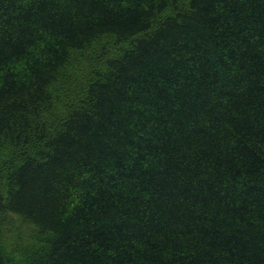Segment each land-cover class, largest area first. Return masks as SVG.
I'll return each mask as SVG.
<instances>
[{"label": "trees", "instance_id": "obj_1", "mask_svg": "<svg viewBox=\"0 0 264 264\" xmlns=\"http://www.w3.org/2000/svg\"><path fill=\"white\" fill-rule=\"evenodd\" d=\"M0 264H264V0H0Z\"/></svg>", "mask_w": 264, "mask_h": 264}]
</instances>
